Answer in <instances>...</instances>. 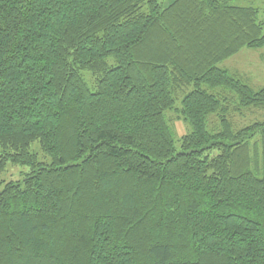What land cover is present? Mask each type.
Returning <instances> with one entry per match:
<instances>
[{"label":"trees","instance_id":"obj_1","mask_svg":"<svg viewBox=\"0 0 264 264\" xmlns=\"http://www.w3.org/2000/svg\"><path fill=\"white\" fill-rule=\"evenodd\" d=\"M259 16L0 0V177L26 169L0 180V264H264V123L230 120L264 88L218 67L264 48Z\"/></svg>","mask_w":264,"mask_h":264},{"label":"rangeland","instance_id":"obj_2","mask_svg":"<svg viewBox=\"0 0 264 264\" xmlns=\"http://www.w3.org/2000/svg\"><path fill=\"white\" fill-rule=\"evenodd\" d=\"M164 6L170 5L174 0H159ZM235 5L250 6L260 11V20L264 24V0H234ZM218 67L222 70H230L238 78H241L254 91L264 88V48L258 50L242 49L234 57L220 63ZM86 79L93 84L92 78L87 75ZM181 97L179 96L177 107L180 106ZM169 117L174 121L175 130L179 137L187 133V126L184 122L177 118V115L170 112ZM230 120L235 130H241L255 123H264V110H245L241 114H233ZM254 144V143H252ZM34 151L38 152L41 157L39 147L34 146ZM26 169L9 165L0 177L1 181H19L23 177Z\"/></svg>","mask_w":264,"mask_h":264},{"label":"crops","instance_id":"obj_3","mask_svg":"<svg viewBox=\"0 0 264 264\" xmlns=\"http://www.w3.org/2000/svg\"><path fill=\"white\" fill-rule=\"evenodd\" d=\"M227 71H229V73L231 72L229 69L227 70ZM232 73V72H231ZM230 73V74H231ZM233 76H235L234 74H232ZM237 77V76H236ZM238 78V77H237ZM239 79H241V78H239ZM242 80V79H241ZM245 82V81H244ZM246 83V82H245ZM247 84V83H246Z\"/></svg>","mask_w":264,"mask_h":264}]
</instances>
